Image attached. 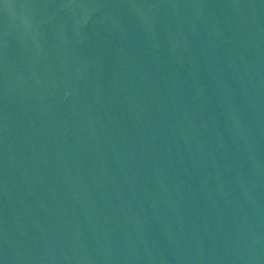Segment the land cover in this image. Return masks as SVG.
<instances>
[{"label":"water","instance_id":"water-1","mask_svg":"<svg viewBox=\"0 0 264 264\" xmlns=\"http://www.w3.org/2000/svg\"><path fill=\"white\" fill-rule=\"evenodd\" d=\"M0 264H264V0H0Z\"/></svg>","mask_w":264,"mask_h":264}]
</instances>
